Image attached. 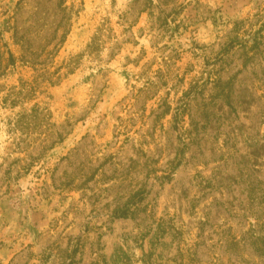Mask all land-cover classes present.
<instances>
[{"label": "rangeland", "instance_id": "374dc122", "mask_svg": "<svg viewBox=\"0 0 264 264\" xmlns=\"http://www.w3.org/2000/svg\"><path fill=\"white\" fill-rule=\"evenodd\" d=\"M0 264H264V0H0Z\"/></svg>", "mask_w": 264, "mask_h": 264}, {"label": "trees", "instance_id": "16d2710c", "mask_svg": "<svg viewBox=\"0 0 264 264\" xmlns=\"http://www.w3.org/2000/svg\"><path fill=\"white\" fill-rule=\"evenodd\" d=\"M60 4H61V5H63V4H64V2H63V1H61V2H60ZM64 9H65V7H64Z\"/></svg>", "mask_w": 264, "mask_h": 264}]
</instances>
